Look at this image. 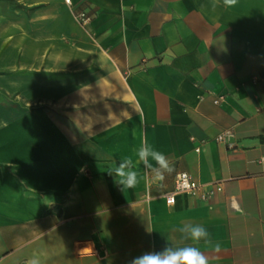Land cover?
Listing matches in <instances>:
<instances>
[{"label": "crops", "instance_id": "1", "mask_svg": "<svg viewBox=\"0 0 264 264\" xmlns=\"http://www.w3.org/2000/svg\"><path fill=\"white\" fill-rule=\"evenodd\" d=\"M181 172L222 191L167 206ZM191 223L209 264H264V0H0V264H131Z\"/></svg>", "mask_w": 264, "mask_h": 264}, {"label": "clouds", "instance_id": "2", "mask_svg": "<svg viewBox=\"0 0 264 264\" xmlns=\"http://www.w3.org/2000/svg\"><path fill=\"white\" fill-rule=\"evenodd\" d=\"M237 0H223V3L227 6L235 5ZM135 159L148 168H153V165L149 163V157L156 162L155 181L162 182L164 180V173L170 174L174 171V167L169 158L164 153L155 149L149 148L145 143L134 153ZM133 157L129 156L123 158L118 167H114L113 171L117 177V183L122 186V190L135 188L139 183L138 173L132 170ZM111 174V172L109 173ZM171 203V201H169ZM179 231L184 234V239L192 241L193 244H187L185 246L170 248L166 247L161 252H146L138 257H135L131 264H209V258L194 244L203 241L206 245H212L210 233L201 224H184L180 227ZM215 251L219 252L221 246L219 243L214 245ZM28 264H39L38 260L33 258L28 261Z\"/></svg>", "mask_w": 264, "mask_h": 264}, {"label": "built area", "instance_id": "3", "mask_svg": "<svg viewBox=\"0 0 264 264\" xmlns=\"http://www.w3.org/2000/svg\"><path fill=\"white\" fill-rule=\"evenodd\" d=\"M67 4H70V0H65ZM79 24L83 27L87 26L91 21V16L85 12H80L76 15ZM223 101L222 97H218L214 100V104L219 105ZM231 136L229 132L220 134L217 137V141L225 142V137ZM198 150V149H197ZM222 191V182L215 181L205 185L196 183L192 180L190 175L185 172L178 173L175 177L174 188L169 193L164 195V201L167 206H172L175 203V198L179 194H187L192 197H197L202 201H206L214 195ZM171 201V203H169Z\"/></svg>", "mask_w": 264, "mask_h": 264}, {"label": "rangeland", "instance_id": "4", "mask_svg": "<svg viewBox=\"0 0 264 264\" xmlns=\"http://www.w3.org/2000/svg\"><path fill=\"white\" fill-rule=\"evenodd\" d=\"M35 256V255H34Z\"/></svg>", "mask_w": 264, "mask_h": 264}]
</instances>
